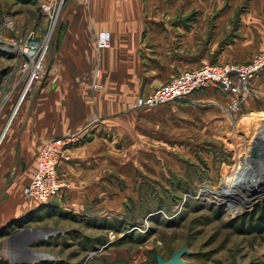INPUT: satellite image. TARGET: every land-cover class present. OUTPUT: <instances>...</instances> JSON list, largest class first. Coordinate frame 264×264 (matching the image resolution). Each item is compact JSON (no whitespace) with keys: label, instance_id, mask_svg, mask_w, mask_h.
<instances>
[{"label":"rangeland","instance_id":"1","mask_svg":"<svg viewBox=\"0 0 264 264\" xmlns=\"http://www.w3.org/2000/svg\"><path fill=\"white\" fill-rule=\"evenodd\" d=\"M89 11L88 0L63 5L0 0L2 129L21 124L31 108L34 121L54 119L60 108L141 111L127 119L116 114L111 128L100 129L108 161L98 163L108 172V190L88 193L81 207L55 212L33 227L34 235L46 234V239L32 245L31 253L50 258L37 263L158 264V255L169 260L186 247V264H264V196L242 210L236 197L211 196L233 180L244 158L254 155L251 147L264 128V75L249 92L209 87L188 98L140 106V99L168 82L140 95V82L112 80L106 65L77 68L60 55L66 31L85 23L84 15L90 19ZM32 40L41 47L34 61L43 68L34 73L24 68L29 58L23 52ZM251 47L249 58L223 64H248L264 52V42ZM95 120L66 129L85 134L75 145L93 139ZM64 182L58 198L66 201L70 184ZM205 186L210 194L204 196Z\"/></svg>","mask_w":264,"mask_h":264},{"label":"crops","instance_id":"2","mask_svg":"<svg viewBox=\"0 0 264 264\" xmlns=\"http://www.w3.org/2000/svg\"><path fill=\"white\" fill-rule=\"evenodd\" d=\"M88 1L90 19L84 15L85 23L69 27L60 55L77 68L100 62L112 80L140 82V95L206 64L241 62L251 56L252 45L264 42V0ZM104 30L112 33V46L99 51L97 34ZM63 109L54 119L34 121L31 108L21 124L0 127V264L48 260L31 253L32 245L46 239L42 233L34 235L33 227L55 212L66 214L81 207L88 193L108 190V172L98 163L108 161L107 139L99 131L111 128L116 114L127 119L141 113L132 108ZM92 118L97 128L93 139L72 146L60 169L70 184L66 191L70 198L46 204L28 199L24 189L36 174L44 144L71 135L66 129L82 128ZM37 236V241L28 242Z\"/></svg>","mask_w":264,"mask_h":264},{"label":"built area","instance_id":"3","mask_svg":"<svg viewBox=\"0 0 264 264\" xmlns=\"http://www.w3.org/2000/svg\"><path fill=\"white\" fill-rule=\"evenodd\" d=\"M63 5L67 0H56ZM128 1V0H124ZM112 46V33L100 31L97 34V47L99 51L110 49ZM37 47L35 55L31 56L27 50ZM26 50V52H25ZM41 47L29 41L23 52L29 59L25 61L24 68L31 73L43 70L38 61H34L40 54ZM264 75V52L256 56L248 64H206L201 68L184 72L163 87L159 88L148 99H140L139 105H155L173 102L188 98L195 93L209 87H217L225 91L239 93L241 90L249 92V86L260 76ZM36 76H33V80ZM85 135L83 132L71 134L48 140L41 148L37 171L31 182L25 187L24 194L30 199L46 204L58 198L66 188V184L60 175V166L67 160L68 151L76 143L80 142ZM45 261V260H44Z\"/></svg>","mask_w":264,"mask_h":264},{"label":"bare ground","instance_id":"4","mask_svg":"<svg viewBox=\"0 0 264 264\" xmlns=\"http://www.w3.org/2000/svg\"><path fill=\"white\" fill-rule=\"evenodd\" d=\"M37 49V47H33L27 50V53L33 56L35 55L34 50ZM255 138L253 146L251 147V151L254 155L244 158L241 163H239V169L233 175V180L229 178L223 190L216 194H211L214 200L228 201L236 197L241 206V210L243 207L250 208L262 200L264 196V128L258 131ZM251 188H253V191ZM256 188L258 190L254 191ZM203 190H205L203 192L204 196L210 194L208 186H205ZM44 235L46 234L42 235L43 238ZM38 237L40 236L32 237L28 242L32 240L37 241L36 238ZM43 256L45 259H50L45 257V255ZM38 258H40V256ZM34 260H37V257H34Z\"/></svg>","mask_w":264,"mask_h":264},{"label":"water","instance_id":"5","mask_svg":"<svg viewBox=\"0 0 264 264\" xmlns=\"http://www.w3.org/2000/svg\"><path fill=\"white\" fill-rule=\"evenodd\" d=\"M188 253V250L186 247L182 248L180 251L173 253L172 258L169 260H165L162 256H157V262L158 264H186V262L183 260V256Z\"/></svg>","mask_w":264,"mask_h":264},{"label":"trees","instance_id":"6","mask_svg":"<svg viewBox=\"0 0 264 264\" xmlns=\"http://www.w3.org/2000/svg\"><path fill=\"white\" fill-rule=\"evenodd\" d=\"M20 1H25V2H26V1H28V0H20ZM263 214H264V209H263Z\"/></svg>","mask_w":264,"mask_h":264}]
</instances>
